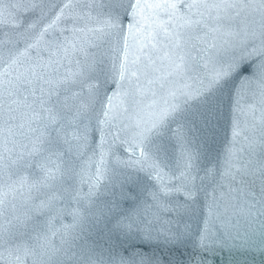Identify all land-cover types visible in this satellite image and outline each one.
I'll list each match as a JSON object with an SVG mask.
<instances>
[{"label":"snow or ice","instance_id":"snow-or-ice-1","mask_svg":"<svg viewBox=\"0 0 264 264\" xmlns=\"http://www.w3.org/2000/svg\"><path fill=\"white\" fill-rule=\"evenodd\" d=\"M225 251L264 258V0L0 3V264Z\"/></svg>","mask_w":264,"mask_h":264},{"label":"water","instance_id":"water-1","mask_svg":"<svg viewBox=\"0 0 264 264\" xmlns=\"http://www.w3.org/2000/svg\"><path fill=\"white\" fill-rule=\"evenodd\" d=\"M4 2L11 3L13 2V0H0V3H4ZM104 199L111 200L113 199V196L111 193L102 195L101 201H103ZM122 207H127V204H122ZM71 222H72L71 218H62L61 220V223L63 224H70ZM113 224H114V221L109 223L106 220H101L99 223H91L87 225V227L90 232L91 238L103 246L105 245V242L109 240L110 236L113 240L115 239V234L110 233V229L112 228ZM59 226L60 224H57V227ZM188 250L189 249H185L183 247L179 249H173L170 252L166 249H163V250L157 249L158 252H161L162 254L166 253L168 256L176 258V259L181 258V253H184L186 255ZM210 259H211V264H235L236 258L230 256L225 251V252L218 253L215 257H212ZM262 260H264V258H262L260 255H256L254 260L251 257H249L250 264H262Z\"/></svg>","mask_w":264,"mask_h":264}]
</instances>
